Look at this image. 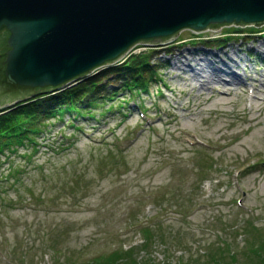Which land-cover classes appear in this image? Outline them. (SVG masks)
<instances>
[{
	"label": "rangeland",
	"instance_id": "1",
	"mask_svg": "<svg viewBox=\"0 0 264 264\" xmlns=\"http://www.w3.org/2000/svg\"><path fill=\"white\" fill-rule=\"evenodd\" d=\"M229 27L132 46L119 62L155 50L146 89L104 66L98 104H55L33 142L0 152V264H103L127 249L137 264H203L224 246L264 264L248 248L264 236V34L207 40ZM221 61L238 83H206Z\"/></svg>",
	"mask_w": 264,
	"mask_h": 264
},
{
	"label": "water",
	"instance_id": "2",
	"mask_svg": "<svg viewBox=\"0 0 264 264\" xmlns=\"http://www.w3.org/2000/svg\"><path fill=\"white\" fill-rule=\"evenodd\" d=\"M264 0H0V108L180 31L260 26Z\"/></svg>",
	"mask_w": 264,
	"mask_h": 264
},
{
	"label": "trees",
	"instance_id": "3",
	"mask_svg": "<svg viewBox=\"0 0 264 264\" xmlns=\"http://www.w3.org/2000/svg\"><path fill=\"white\" fill-rule=\"evenodd\" d=\"M241 27L242 26L229 27L221 38L207 40L211 42L216 41L218 45H221L222 42L229 40L232 36H235L234 34L239 32H241L240 34L248 35L255 33L264 34V27L259 28L255 25H245L244 28ZM199 34L200 33H198L197 36ZM152 51L154 52L155 50L150 48L147 49V51H142L137 54L132 53L125 61L117 62L115 64L112 63L109 65L110 67L108 66L105 69L111 71L116 70L114 75L122 74V76L128 71V73H130L129 77L124 76L120 78L122 82L121 85L129 87L130 90L133 87L144 90L148 84V77L152 78L154 75V71L151 68L153 66V58L151 59ZM105 69H102L93 75H83L75 80L77 82L74 85L68 87L63 85L56 89L48 90L41 93L40 96L30 99L23 105H17L15 109L0 113V152H3L4 148L7 147H9L10 150H15L13 144L15 142H20L22 137H26L31 141L34 139L33 135L39 132L38 125L34 124L39 112L47 115L53 113L57 107H71V110H75L77 114H82L81 109L82 107H85V105V108H88L92 105L98 104V100L102 99L103 96V94L98 93V88L102 87V79H96V76L98 77L101 73L104 74ZM149 71L150 74H148V77L146 78L143 72L148 73ZM105 91H108V88H106ZM55 104H57L56 108H54ZM58 104L60 105L58 106ZM86 110L89 112L88 109ZM254 229L258 231L257 228ZM246 230L248 233H251L248 227ZM151 236L152 235L147 232V239ZM142 244L144 245L145 242ZM248 248L257 254L262 260L264 255V236L258 234L257 239L252 241L249 239ZM217 250L216 253L209 251L203 264H237L236 256L228 246L218 247ZM227 257H229L230 260H228ZM122 258L126 259V264H137V261L132 257L130 249L124 251L116 250L113 254L103 259V264H116L118 260ZM148 262L149 264H155L150 261ZM166 264H170V262Z\"/></svg>",
	"mask_w": 264,
	"mask_h": 264
},
{
	"label": "bare ground",
	"instance_id": "4",
	"mask_svg": "<svg viewBox=\"0 0 264 264\" xmlns=\"http://www.w3.org/2000/svg\"><path fill=\"white\" fill-rule=\"evenodd\" d=\"M216 55V54H214ZM226 63V64H225ZM223 64V62L221 61V64L222 66H219L215 69V72L214 75L213 74H206L204 77H206V83H212L214 82V80H219V79H222L224 78L223 76H228V77H225V79L227 81H232V83H238V81L236 80V73H235V70L231 67V64H227V62H225ZM196 73H201V71H195Z\"/></svg>",
	"mask_w": 264,
	"mask_h": 264
},
{
	"label": "flooded vegetation",
	"instance_id": "5",
	"mask_svg": "<svg viewBox=\"0 0 264 264\" xmlns=\"http://www.w3.org/2000/svg\"><path fill=\"white\" fill-rule=\"evenodd\" d=\"M7 33L4 32L3 34H0V52L2 51V46L4 45V40L6 37Z\"/></svg>",
	"mask_w": 264,
	"mask_h": 264
}]
</instances>
